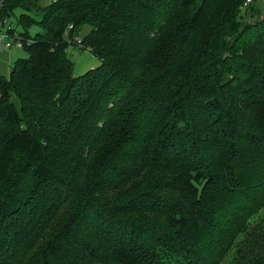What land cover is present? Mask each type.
I'll return each mask as SVG.
<instances>
[{
	"label": "trees",
	"instance_id": "1",
	"mask_svg": "<svg viewBox=\"0 0 264 264\" xmlns=\"http://www.w3.org/2000/svg\"><path fill=\"white\" fill-rule=\"evenodd\" d=\"M5 2L0 264H264V1Z\"/></svg>",
	"mask_w": 264,
	"mask_h": 264
},
{
	"label": "rangeland",
	"instance_id": "2",
	"mask_svg": "<svg viewBox=\"0 0 264 264\" xmlns=\"http://www.w3.org/2000/svg\"><path fill=\"white\" fill-rule=\"evenodd\" d=\"M3 0H0V3ZM10 0H6L7 8L9 10L12 9V7L9 5ZM260 1V0H258ZM264 1V0H263ZM53 0H39V3L41 5H47L52 3ZM22 8L20 7H14L11 12L7 11L8 14L5 15L6 19V24H9L11 26V29L14 31L15 34H18V31L22 29V24L18 20L19 14L21 13ZM33 17H38L37 14L30 12ZM89 28L88 24L83 25L80 29L77 28L75 30V36H81L87 29ZM39 29L36 23H32L31 25L27 26V30L30 33V35H34L35 32ZM67 52L71 59L73 60V67H72V72L73 74H79L85 71V69L89 67H93L98 65L99 63V58L88 48V47H83L80 46L76 42H68L67 44ZM27 51L26 48L24 47H19L15 45H11L9 47H5L0 44V73L3 74L4 76L9 75V71L11 69V64L13 61L18 58V57H24L27 56ZM244 241H242L239 244V247L241 246V249L247 248L251 245H254L256 249H262V244H251L250 241L244 237ZM238 251L234 252V248L227 254L226 258L222 262V264H243V260L239 257V254L241 253Z\"/></svg>",
	"mask_w": 264,
	"mask_h": 264
},
{
	"label": "built area",
	"instance_id": "3",
	"mask_svg": "<svg viewBox=\"0 0 264 264\" xmlns=\"http://www.w3.org/2000/svg\"><path fill=\"white\" fill-rule=\"evenodd\" d=\"M251 1L253 0H243L241 7L244 8ZM5 22L6 19L4 17L3 18L0 17V44L5 47H9L11 45L22 47L23 45L22 36L19 33L15 34L13 30L11 31V26L9 24H6ZM73 38H74V42L81 45V40L79 36H74Z\"/></svg>",
	"mask_w": 264,
	"mask_h": 264
},
{
	"label": "crops",
	"instance_id": "4",
	"mask_svg": "<svg viewBox=\"0 0 264 264\" xmlns=\"http://www.w3.org/2000/svg\"><path fill=\"white\" fill-rule=\"evenodd\" d=\"M86 70V69H85Z\"/></svg>",
	"mask_w": 264,
	"mask_h": 264
}]
</instances>
